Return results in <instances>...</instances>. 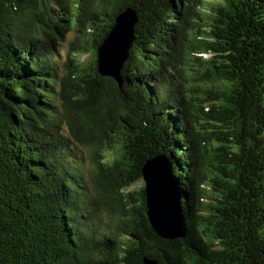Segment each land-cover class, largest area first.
Returning a JSON list of instances; mask_svg holds the SVG:
<instances>
[{
  "label": "trees",
  "instance_id": "1",
  "mask_svg": "<svg viewBox=\"0 0 264 264\" xmlns=\"http://www.w3.org/2000/svg\"><path fill=\"white\" fill-rule=\"evenodd\" d=\"M138 15L123 85L96 50ZM163 154L186 236L146 215ZM264 264V0H0V264Z\"/></svg>",
  "mask_w": 264,
  "mask_h": 264
},
{
  "label": "water",
  "instance_id": "2",
  "mask_svg": "<svg viewBox=\"0 0 264 264\" xmlns=\"http://www.w3.org/2000/svg\"><path fill=\"white\" fill-rule=\"evenodd\" d=\"M137 12L125 8L115 18L109 33L96 50L97 71L123 85L121 69L136 38ZM146 200V215L153 231L163 239L186 236L181 182L170 159L163 154L149 157L141 168V183ZM143 264H159L144 258Z\"/></svg>",
  "mask_w": 264,
  "mask_h": 264
},
{
  "label": "rangeland",
  "instance_id": "3",
  "mask_svg": "<svg viewBox=\"0 0 264 264\" xmlns=\"http://www.w3.org/2000/svg\"><path fill=\"white\" fill-rule=\"evenodd\" d=\"M141 185V184H140Z\"/></svg>",
  "mask_w": 264,
  "mask_h": 264
}]
</instances>
